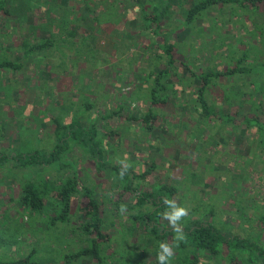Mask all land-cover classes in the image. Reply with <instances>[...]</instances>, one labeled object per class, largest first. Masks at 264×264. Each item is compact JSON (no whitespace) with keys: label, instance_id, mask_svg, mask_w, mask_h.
Returning <instances> with one entry per match:
<instances>
[{"label":"rangeland","instance_id":"rangeland-1","mask_svg":"<svg viewBox=\"0 0 264 264\" xmlns=\"http://www.w3.org/2000/svg\"><path fill=\"white\" fill-rule=\"evenodd\" d=\"M5 1L10 13L0 11V55L14 59L26 42L48 35L64 42L20 71L0 70V149L46 151L53 144L52 118L68 122L81 116L84 126H96L107 163L136 174L151 169L139 180L141 189L154 184L177 188L174 200L189 210L179 222L182 227L188 218H201L227 237L257 238L264 247V153L256 129L205 117L196 101L198 81L191 75V69L234 67L243 57V70L214 79L205 96L214 115L248 113L264 121V8L215 5L188 25L174 52L179 63L172 67L171 97L156 108L158 117L146 130L126 117L145 112V78L164 60L157 59L156 36L145 27L135 0ZM195 1L171 0L170 21L164 25L169 35ZM145 4L152 7L151 0ZM87 98L94 106L82 115L79 106ZM118 105L123 116L102 118ZM63 160L74 164L99 204L102 230L109 236L100 245V260L71 256L89 245L80 227L87 221L82 192L72 201L68 221L49 225L55 205L48 190L42 192L41 212L29 211L21 204L28 173L12 165L0 168V257L24 258L34 250L30 264H157L155 243L132 216L138 209L130 208V196L120 194L114 173L98 170L96 161L75 145ZM73 172L53 166L33 180L41 185L43 175L52 181ZM166 211L169 207L160 212L161 221L171 226L162 216ZM175 237L169 240L170 264H190L194 257L195 264H232L205 250L195 256L189 247L179 248Z\"/></svg>","mask_w":264,"mask_h":264},{"label":"trees","instance_id":"trees-1","mask_svg":"<svg viewBox=\"0 0 264 264\" xmlns=\"http://www.w3.org/2000/svg\"><path fill=\"white\" fill-rule=\"evenodd\" d=\"M135 1L136 5L140 7L141 20L146 24L145 27L156 36V46L159 51L156 56H158L157 59L162 58L164 60V66L161 68L154 66V70L150 69L147 73L145 83H147L148 106L145 112L141 115H127L126 118L132 122L140 123L144 129L150 130L158 117L156 108L167 105L171 97L172 67H176L179 63L174 57V52L178 50V40L182 37L183 32L188 30V25L215 5L235 4L238 7H249L252 10H258L264 8V0H196L191 7L181 13L182 21L172 28L171 35L166 32L167 27H164L170 21L171 0H151V8L145 4L146 0ZM1 10L4 13H10V5L7 1L0 0ZM180 31L182 33H179ZM62 42H64V39L57 42L50 35L42 41L26 42L20 56L11 59L0 55V70L20 71L25 68L26 64H29L30 60L41 59L44 56L41 52L47 51ZM0 47H2L1 44ZM242 58L240 57L234 67L225 70H209L196 73L192 71L188 64L184 65L186 68L191 69L192 78L198 81L195 90L196 101L204 116H213V118L224 123L235 122V125L247 128L255 127L259 145L264 153V121H261L257 116H250L248 113L239 115L237 112H227L214 115L205 96L207 87L211 85L214 79L243 70L239 64ZM93 106V99L87 98L79 106V112L84 115ZM122 110V105H118L117 110L106 113L102 118L123 116ZM80 117L71 118L68 122L53 117V144L46 151L33 149L29 152H18L12 148H9V150L0 149V168L9 169V165H12L14 169L20 167L28 173V176L23 179L21 204L33 213L41 212L46 202L42 192L47 189L55 205L53 215L50 216L49 225H55L58 222L68 221L72 201L79 192H82L84 198H82L83 206L81 205V207L87 221L82 223L80 227L83 233L86 234L89 245L71 256L87 255L97 261L100 260V245L106 243L109 236L102 230L103 219L99 204L93 196L92 190L80 179L79 174L74 169V164L71 161L63 160V156L70 151L73 145L78 146L96 161L98 170L108 169L114 173L115 178L120 182L122 191L120 194L130 196L134 200L130 208L138 209L137 213L132 216L140 224L142 233L148 234L159 252V243H169V240L177 235L171 226L161 221L160 217V212L168 208L164 203L165 199H174L177 188L174 185L154 184L148 189H141L139 180L145 179L150 174L151 169H146L139 174L126 170L121 176V170L124 169L122 166L106 162L96 126H84ZM61 161V166L56 164ZM53 166L56 170H62L65 167L72 168L74 170L73 175L52 181L49 176L43 175L44 180L41 181V185L33 180L34 176L42 177L43 172L48 171ZM34 169L40 170L36 171ZM182 231L184 239L179 241L178 246L183 249L189 247L193 255H195V251L205 250L213 255L224 256L232 264H264V247L258 243L257 238L243 237L238 234L227 237L212 222L204 221L201 218H188L186 225L182 227ZM262 231H264V221ZM33 252L34 250L24 258L5 260L0 257V264H30L28 260ZM194 258L190 264H195L197 257Z\"/></svg>","mask_w":264,"mask_h":264},{"label":"clouds","instance_id":"clouds-1","mask_svg":"<svg viewBox=\"0 0 264 264\" xmlns=\"http://www.w3.org/2000/svg\"><path fill=\"white\" fill-rule=\"evenodd\" d=\"M126 169L121 170V176H123ZM164 203L169 207L170 211H166L162 214L163 218L168 220L173 230L177 233L175 240L180 241L184 239L182 231V225L180 221L188 216L189 210L184 206H180L174 199H165ZM125 209H121L124 211ZM159 253L157 255L158 264H170L171 258L174 256L173 246L166 242L159 243Z\"/></svg>","mask_w":264,"mask_h":264}]
</instances>
